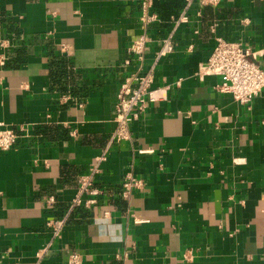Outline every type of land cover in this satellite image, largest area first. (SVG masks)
I'll use <instances>...</instances> for the list:
<instances>
[{
    "label": "crops",
    "instance_id": "0c3cea01",
    "mask_svg": "<svg viewBox=\"0 0 264 264\" xmlns=\"http://www.w3.org/2000/svg\"><path fill=\"white\" fill-rule=\"evenodd\" d=\"M185 6L154 0L145 29L142 0H0V129L18 135L0 152V264H264V89L241 105L199 73L219 39L264 71V0L196 1L176 26ZM152 69L160 98L106 151L121 85ZM102 155L97 203L70 208Z\"/></svg>",
    "mask_w": 264,
    "mask_h": 264
},
{
    "label": "built area",
    "instance_id": "2783aa9c",
    "mask_svg": "<svg viewBox=\"0 0 264 264\" xmlns=\"http://www.w3.org/2000/svg\"><path fill=\"white\" fill-rule=\"evenodd\" d=\"M196 1L203 6H217L223 0H186L185 8L176 19V26L189 22L188 12ZM153 6L154 0H142L140 18L145 29L158 21L159 17L155 12H152ZM150 41L149 37L141 35L132 43L128 52L134 56L135 60L143 61L146 45ZM173 52L174 36L171 33L163 41L158 56L167 57ZM253 57L255 54L244 49L241 44L219 39L211 52L210 59L201 66L199 73L202 77H222L224 81L219 85V91L232 95L235 102L248 106L264 89V71L253 60ZM126 63L129 64L130 61L128 60ZM153 84V69L142 74L136 72L125 79L118 91L115 119L117 126L106 151L122 141L132 139L131 125L145 113L148 103H154L160 98L157 90H152ZM17 140L18 135L13 129H0V152H6L13 148ZM105 158L106 156L102 155L90 166L89 173L82 175L79 180L78 193L71 202L70 208H91L97 203V197L101 192L95 188V181L101 173V162ZM129 186V184L125 185L127 190ZM64 224L65 221L51 223L55 236H59ZM69 264H80L79 255L72 254Z\"/></svg>",
    "mask_w": 264,
    "mask_h": 264
},
{
    "label": "trees",
    "instance_id": "16d2710c",
    "mask_svg": "<svg viewBox=\"0 0 264 264\" xmlns=\"http://www.w3.org/2000/svg\"><path fill=\"white\" fill-rule=\"evenodd\" d=\"M57 77L60 78V76H58V74H57Z\"/></svg>",
    "mask_w": 264,
    "mask_h": 264
}]
</instances>
